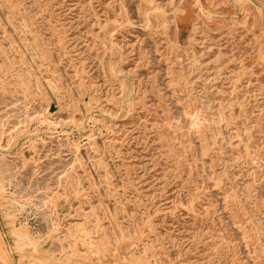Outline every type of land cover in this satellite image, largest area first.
I'll return each mask as SVG.
<instances>
[{
    "label": "rangeland",
    "instance_id": "obj_1",
    "mask_svg": "<svg viewBox=\"0 0 264 264\" xmlns=\"http://www.w3.org/2000/svg\"><path fill=\"white\" fill-rule=\"evenodd\" d=\"M0 225L18 264H264V0H0Z\"/></svg>",
    "mask_w": 264,
    "mask_h": 264
},
{
    "label": "crops",
    "instance_id": "obj_2",
    "mask_svg": "<svg viewBox=\"0 0 264 264\" xmlns=\"http://www.w3.org/2000/svg\"><path fill=\"white\" fill-rule=\"evenodd\" d=\"M0 264H18L7 249L3 227L0 225Z\"/></svg>",
    "mask_w": 264,
    "mask_h": 264
}]
</instances>
